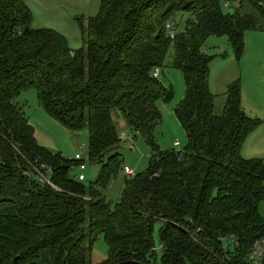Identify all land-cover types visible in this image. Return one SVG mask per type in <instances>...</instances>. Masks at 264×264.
<instances>
[{
  "label": "trees",
  "instance_id": "obj_1",
  "mask_svg": "<svg viewBox=\"0 0 264 264\" xmlns=\"http://www.w3.org/2000/svg\"><path fill=\"white\" fill-rule=\"evenodd\" d=\"M101 0L72 49L50 28H34L24 0H0V264H92L100 236L108 246L98 264H250L264 239V158L245 159L246 139L260 125L242 107L240 80L228 85L221 115L210 89L209 38L226 37L238 60L249 31L264 32V0ZM187 13L172 39L166 25ZM173 67L186 94L174 110L187 145L162 151L154 137L174 98L153 73ZM36 90L40 106L68 131L88 132L92 182L71 172L78 161L42 147L18 97ZM151 147L148 170L128 176L113 112ZM53 169L56 188L34 180L35 162ZM124 174L121 196L108 200ZM162 220V257L153 227ZM232 238L229 248L224 240ZM264 264V260L262 262Z\"/></svg>",
  "mask_w": 264,
  "mask_h": 264
},
{
  "label": "rangeland",
  "instance_id": "obj_2",
  "mask_svg": "<svg viewBox=\"0 0 264 264\" xmlns=\"http://www.w3.org/2000/svg\"><path fill=\"white\" fill-rule=\"evenodd\" d=\"M34 14V28H50L62 33L68 40L72 49H79L83 45L82 28L87 25L88 18L95 16L99 10L101 0H24ZM241 0L232 4L230 11L236 8ZM187 13H178L172 22L176 32L185 29ZM205 51L214 59L211 62L210 86L215 95V113L221 115L226 103L225 93L228 85L240 80L242 107L248 117L258 120L260 125L246 139L244 154L252 158H264V32L249 31L245 35V51L240 60L237 59L233 48L226 37H211L207 41ZM174 59V47H171L162 68L159 79L166 87L172 88L173 100L168 104H160L163 114L161 123L156 127L154 137L162 151H182L187 145L186 133L175 116L174 110L182 102L186 94L185 81L182 72L172 65ZM18 105L35 128L38 143L53 154H60L65 159L73 160L77 154L84 159L88 157L89 139L88 132L84 130L74 134L60 125L48 115L39 104L36 90L30 89L23 92L17 99ZM113 117L119 132L126 130L132 141L122 138L121 153L124 157V167L134 172L144 173L148 170L151 147L140 135H135L128 127L124 129V121L119 111L113 112ZM179 142L180 146L175 147ZM135 146L134 150L130 145ZM242 155V156H243ZM250 159V158H249ZM79 168H74L71 176H78ZM86 181H94L99 174L97 165L88 163L87 170L83 172ZM124 185V174L113 179L109 185L107 197L111 202H116L121 196ZM260 214L264 217V200L260 204ZM162 220H156L153 227V238L156 258L162 257L160 244V228ZM224 248H229V241L224 240ZM108 255V246L103 236H100L90 254V262L98 264L104 261Z\"/></svg>",
  "mask_w": 264,
  "mask_h": 264
},
{
  "label": "built area",
  "instance_id": "obj_3",
  "mask_svg": "<svg viewBox=\"0 0 264 264\" xmlns=\"http://www.w3.org/2000/svg\"><path fill=\"white\" fill-rule=\"evenodd\" d=\"M230 3H231V0L224 2L223 3L224 8L229 9L231 6ZM166 29H167L170 37L172 39H174L176 36V30L174 29L172 22H169L166 25ZM153 75L155 78L160 79L161 75H162L161 69H156L154 71ZM134 133H135V135H138L136 132H134ZM120 136H121V138L125 139L126 141H129V142L132 141V139L128 137L126 130L125 131L123 130L120 133ZM129 145H130V149L134 150L135 146L132 145L131 143H129ZM175 146L179 147L180 143L176 142ZM73 160L79 162V165L76 168H79L80 173L78 176L75 175L76 180L85 181L86 177H85L83 172L87 170L89 158L87 157L86 159H84L81 154H77L75 156V159H73ZM32 167H33L32 172H33L34 180H37L41 183H46V184L50 185L51 187L56 188L55 185L51 182V174L53 172L52 168H50L46 164L40 163L39 161H36L35 165H33ZM124 172L128 176H134L136 174V172H134L133 170H131L128 167H124ZM227 241L233 242L234 240L229 237V238H227ZM263 260H264V239L255 244L254 248L252 249V251L249 255V263L250 264H262Z\"/></svg>",
  "mask_w": 264,
  "mask_h": 264
},
{
  "label": "crops",
  "instance_id": "obj_4",
  "mask_svg": "<svg viewBox=\"0 0 264 264\" xmlns=\"http://www.w3.org/2000/svg\"><path fill=\"white\" fill-rule=\"evenodd\" d=\"M207 54H208V52H207ZM161 72H162V70H161ZM210 88H211V86H210ZM122 125L124 126V129H126L127 126H126L125 124H122ZM174 145H175V144H174ZM174 148H176V146H175ZM243 149H244V148H243ZM243 149H242V155L244 154V150H243ZM243 157H244L245 159H249V158L251 159L253 156H252V157H248V156H246V154H245V155H243Z\"/></svg>",
  "mask_w": 264,
  "mask_h": 264
}]
</instances>
